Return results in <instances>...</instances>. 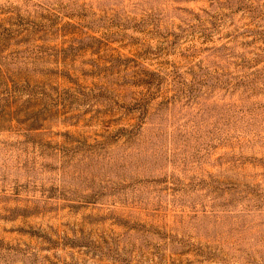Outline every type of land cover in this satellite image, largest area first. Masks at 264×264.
I'll use <instances>...</instances> for the list:
<instances>
[{
  "label": "rangeland",
  "instance_id": "1",
  "mask_svg": "<svg viewBox=\"0 0 264 264\" xmlns=\"http://www.w3.org/2000/svg\"><path fill=\"white\" fill-rule=\"evenodd\" d=\"M0 264H264V0H0Z\"/></svg>",
  "mask_w": 264,
  "mask_h": 264
}]
</instances>
